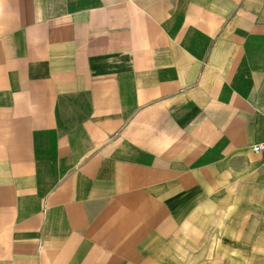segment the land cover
<instances>
[{"label": "crops", "instance_id": "obj_1", "mask_svg": "<svg viewBox=\"0 0 264 264\" xmlns=\"http://www.w3.org/2000/svg\"><path fill=\"white\" fill-rule=\"evenodd\" d=\"M264 0H0V264H264Z\"/></svg>", "mask_w": 264, "mask_h": 264}, {"label": "built area", "instance_id": "obj_2", "mask_svg": "<svg viewBox=\"0 0 264 264\" xmlns=\"http://www.w3.org/2000/svg\"><path fill=\"white\" fill-rule=\"evenodd\" d=\"M250 150L254 154H259L264 156V141L252 145L250 147Z\"/></svg>", "mask_w": 264, "mask_h": 264}]
</instances>
